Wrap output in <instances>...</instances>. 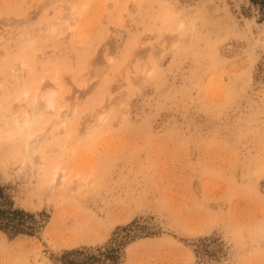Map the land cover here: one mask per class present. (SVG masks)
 Returning a JSON list of instances; mask_svg holds the SVG:
<instances>
[{"label": "rangeland", "instance_id": "374dc122", "mask_svg": "<svg viewBox=\"0 0 264 264\" xmlns=\"http://www.w3.org/2000/svg\"><path fill=\"white\" fill-rule=\"evenodd\" d=\"M260 19L248 0H0V185L36 228L0 232V264H264ZM47 93L31 129L3 115Z\"/></svg>", "mask_w": 264, "mask_h": 264}, {"label": "trees", "instance_id": "16d2710c", "mask_svg": "<svg viewBox=\"0 0 264 264\" xmlns=\"http://www.w3.org/2000/svg\"><path fill=\"white\" fill-rule=\"evenodd\" d=\"M250 4L258 7L261 19L259 22L264 21V0H248ZM8 189L0 185V232L5 234L9 240H13L19 235H26L28 237H33L36 233V228L34 227L33 218L34 215L25 212L20 208L14 207V202L7 192ZM33 224V225H30ZM102 255L99 258H94L93 260L99 262L101 261ZM103 261H111L116 264L119 255L117 250L111 249L104 256Z\"/></svg>", "mask_w": 264, "mask_h": 264}, {"label": "bare ground", "instance_id": "6f19581e", "mask_svg": "<svg viewBox=\"0 0 264 264\" xmlns=\"http://www.w3.org/2000/svg\"><path fill=\"white\" fill-rule=\"evenodd\" d=\"M53 96L54 95L52 93H47L46 95H43L40 97H34L31 104H30L31 106H30L29 110L26 111L25 114H24V112H22V113L20 112L21 114L17 115L16 110L14 109V111L11 110L7 114H3V115L5 117H8L11 120L13 127L16 128L17 130L21 131L23 128H26L29 130L34 125H36V123L42 118V116L45 113L51 112L55 109V100H54ZM73 113H74V111L72 110L70 113H68V115H72ZM64 116H66V115H64ZM60 117H61L60 115H57L56 119H58ZM1 120H3V119H1ZM5 123H3V124H5ZM59 123L61 124L62 121ZM36 142H37V140L35 138L28 139L25 143V148L27 149V151L30 150L29 149L30 145H34ZM58 173H60V172L55 171L53 173V176H54L53 179L55 181L57 179V177H59L60 181L57 183V185H62L63 179H65V176H63L62 173H60V175Z\"/></svg>", "mask_w": 264, "mask_h": 264}]
</instances>
